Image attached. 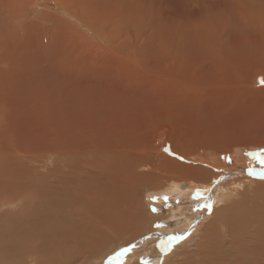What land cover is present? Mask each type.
<instances>
[{"label": "rangeland", "instance_id": "rangeland-1", "mask_svg": "<svg viewBox=\"0 0 264 264\" xmlns=\"http://www.w3.org/2000/svg\"><path fill=\"white\" fill-rule=\"evenodd\" d=\"M263 72L264 0H0V203L14 202L0 208V231L9 223L18 241L26 230L39 248L71 224L116 235L90 264H165L169 253L166 264H264V210L253 202L254 217L226 212L231 226L208 231L225 202L206 195L191 228L160 236L172 202L157 206L148 185L135 192L126 179L149 170L136 164L164 166L172 153L264 151ZM263 188L257 176L227 198L244 206ZM140 216L155 236L126 244L129 231H142ZM66 256L64 264L88 260Z\"/></svg>", "mask_w": 264, "mask_h": 264}, {"label": "bare ground", "instance_id": "bare-ground-1", "mask_svg": "<svg viewBox=\"0 0 264 264\" xmlns=\"http://www.w3.org/2000/svg\"><path fill=\"white\" fill-rule=\"evenodd\" d=\"M260 75L263 79L264 78V72H263V74H258L257 76H260ZM263 83H264V81H263ZM249 148H252V147H249ZM122 150H124V149H122ZM129 151H130L129 149L125 148V152L122 151L123 154L121 152L120 153L118 152V153L121 155L120 157H122L125 155L127 156ZM204 153H206V152H204ZM137 154H138V152H137ZM137 154H133L134 155L133 157H135V155H137ZM173 154L174 153H172L171 155H173ZM196 154L198 155V153H196ZM196 154H183V153L175 154V157H176V155H178V159H175L170 155L169 159H168V163L164 166H162L160 163H153V162L146 163V164H144L145 163L144 162L141 165L136 164L138 169L142 168V167L143 168L148 167L149 170L147 172H143V174L141 173V176L139 175V172H137L139 176L136 173L135 174L137 176H135L134 174H131L130 173L131 171L128 172V174H127L128 176L126 179H128V181L133 183V184L135 183V186H137V187L134 186L135 188H137L135 190V192H137L139 190V187L141 185H145V184H146V186L148 185L147 188L149 191H148L147 196L149 197L150 194L156 195L155 197H157V202H155V204L157 203L158 204V205L156 204L157 206L162 205V202H164L163 201L164 197H165L166 201L169 200L172 202V206H170V207H172L171 212L168 214L169 220L165 219V222L160 227L161 230L157 229L159 231V233H157V235H160V236L164 235L165 234L164 232H169V231H172L176 228L179 229L180 232H184L185 230H187L190 223L191 222L194 223V221H196L195 216H196L198 211H196L194 209L193 205L198 203V202H202V201L207 200L206 195L209 196V194H211V196L213 198H214V196H216L215 197V199L217 200L216 203H222V201H224L225 206L223 207V211H219L216 214L218 216L217 220L218 221L220 219L222 220L220 222V225H219V223L216 224V222H215V226L213 224L211 227L209 226L210 228L208 227V229H207L208 231H210L212 229L215 230V228L217 226L221 227V228H222V225H227V227L231 226L232 218L234 216L240 214V213L243 216L248 217V218L254 217L252 215L253 213H252V210L250 209L249 203L253 202L259 210H264V188L262 190H260L259 192L253 193L252 196L250 197L248 203L244 206L239 205V200L235 201V200H231V199L227 198L228 196L232 195L233 193H236V196H237L240 193V190L243 188L248 192V190L250 189L251 183L256 181L257 176L259 178L264 177V151L262 150V148L259 151H252V152L250 151L249 155H246L244 152H241L239 150V148L236 147V145L231 146L230 149H228V150L225 149V150L220 151V152H218L216 150H211L210 153H206V154H208L206 156H197ZM137 156H136V158H137ZM129 157L132 159L131 156H129ZM117 158H118V156H117ZM135 159L133 158L132 160H135ZM124 161H126V160L124 159ZM128 161H130V160L128 159ZM117 162H118V164H117ZM117 162H116V164L118 165L117 167H119V162H120V165L123 164L122 166L124 167L125 164L121 163L120 160ZM105 163L111 164V163H107V161ZM112 163H113V161H112ZM97 165H98V163H97ZM103 166L107 167V165H103ZM109 166L111 168V165H109ZM112 166H114V165H112ZM91 168H92V166H91ZM107 169H108V167H107ZM112 169H115L116 173L118 172L117 171L118 169L116 170V167L115 168L112 167ZM125 169H126V166H125ZM111 170H110V172H112ZM123 170L119 169V171H122V172H123ZM176 172H179L180 174H177ZM107 173H108V175H110L109 172H107ZM107 173H106V176H108ZM117 175H119V174H117ZM121 175H122V173H121ZM166 175H168V176H166ZM149 176H155L156 180H153V182L151 183L152 180L149 179ZM125 177H126V174H125ZM166 177H169V178H166ZM98 178H99V176H98ZM107 178H109V177H107ZM93 180H95V179H93ZM123 181H125V179ZM95 182H97V181H95ZM104 182H105V180H104ZM92 183H94V182H92ZM94 184H96V183H94ZM94 184L92 186H94ZM111 186H113V185H111ZM98 187H99V185H98ZM216 189H218L217 194L215 193ZM192 191L195 193V195H193L195 199L191 198V196H192L191 192ZM197 192H199L200 194L197 195ZM91 193H93V192H91ZM97 198H95V199H97ZM143 198H144V196H143ZM149 199H151V198H149ZM149 199H147V200H149ZM108 200H109V198H108ZM33 201H34V199H33ZM144 201H146V200H144ZM99 202H100V200L98 201V203ZM142 202L140 204H138V207L136 208V209H138L135 212V214H137V215H138V212L143 213V211L146 210L144 205H146L147 203L144 204L142 207L141 206ZM13 203L14 202H11L9 200H3V203H0V208H1V206H4V205H6V206H12L13 205L14 206ZM212 204L213 203L211 202V206H212ZM214 204H215V202H214ZM195 206H197V205H195ZM239 207H241V208L239 210H236ZM212 208H213V206H212ZM121 211H122L121 209H116V212H114V213L118 216V215H120ZM131 212L132 213H130V211H129V213L131 215H133V211H131ZM226 212L233 213L234 216H229L226 214ZM114 213L111 215H114ZM130 214H129V216H131ZM150 214H151V219L154 222L153 218L155 215H153V213H150ZM150 214H146V216L144 218L146 219V217H149ZM104 216H105V214H104ZM140 217H141L140 222H142L141 224L143 225V228H141L142 231H139L137 233H133V232L129 231V237L127 238L126 244L132 243V240L139 239L141 236H143L144 233H148L149 230L154 229L152 226L147 227V225H144L143 221H142V220H144L143 216H140ZM237 217L239 218V221H240V218H243L242 216L239 217V215L236 216L235 218L237 219ZM106 218H107V216H106ZM156 218H157V216H156ZM156 218H155V220H156ZM57 219H58V221H61L59 218H55V219L50 220V222L53 223L57 229L62 230V221L59 224H57V222H56ZM39 220H41V219H39ZM67 220H70V219H67ZM256 220L258 221L259 218H257V219L255 218L254 220H251V221H256ZM39 222H38V224L33 223L32 228L36 229L37 227H39L40 226ZM236 222H237V220H236ZM27 224H29V223H27ZM159 224H161V223H159ZM191 225L189 228L192 227ZM245 226H243V227H245ZM40 228H42V227H40ZM206 228H207V226H206ZM1 229L2 230L0 231V264H64L63 263L64 261L62 262V259L67 257L66 254L70 255V259H72L73 255L76 257H80V258H81V256H82V258H88V260L84 264H90V255L92 253L94 254L95 252L97 253L98 251L102 252L106 249L107 246L109 247L110 244L114 240H118V237L116 235H109L108 236V234L104 233V232H92L90 234V230H88L85 233L80 230V232L78 233L77 232L78 230H76L74 228V226L71 224V225H69V227H66L67 233L64 231L62 233H59L58 231H56L55 234L51 233V234L45 235L44 236L45 239L41 238V240H40L41 247L39 248L34 241L29 242V240H27V238H29V233L26 230H25L24 235L18 236V241H12V239L8 237V234L10 231V224L9 223L4 224L3 228H1ZM233 229L234 228H232V232H234ZM94 231H95V229H94ZM154 233H155V231L153 230V234L151 233L152 235L150 237H154L155 236ZM244 233H245V231H244ZM246 234H248V233H246ZM133 235H135V236L133 237ZM239 235H241V234H239ZM163 237L164 238L160 240L161 244L167 243L166 241L168 239V235L163 236ZM191 239H192V237H191ZM56 242L59 245V247L64 245L65 248H63L62 250H61V248H57L58 250H56L55 249L57 247V246H55ZM117 242H119V241H117ZM108 243H110V244H108ZM149 243L154 244L155 238L149 239ZM78 245L79 246L81 245V246L79 247ZM166 246L168 247L169 245H166ZM147 247H148V245H147ZM218 247H219V245H218ZM143 248L142 249L139 248V249L140 250L146 249V248H144V249ZM75 249H77V250H75ZM153 249L154 248H152V250ZM47 252L50 253L49 255H52V257H51L52 259L47 258L48 260L45 262L44 259L46 257ZM69 252H72V253L68 254ZM165 253H167V252L165 251ZM63 254H65V255H63ZM142 254H143V252H142ZM60 255L62 256V259L60 258ZM102 256H104V255H102ZM170 256H171L170 253H169V255L166 256L165 264L167 263V260L169 259ZM65 261H69V260L66 259ZM72 264H75V262Z\"/></svg>", "mask_w": 264, "mask_h": 264}, {"label": "snow or ice", "instance_id": "snow-or-ice-1", "mask_svg": "<svg viewBox=\"0 0 264 264\" xmlns=\"http://www.w3.org/2000/svg\"><path fill=\"white\" fill-rule=\"evenodd\" d=\"M200 193L199 192H197V195H199ZM206 207H210V205H205ZM155 210V209H154ZM183 237H174V239H176V240H180V239H182ZM127 250V249H126Z\"/></svg>", "mask_w": 264, "mask_h": 264}, {"label": "water", "instance_id": "water-1", "mask_svg": "<svg viewBox=\"0 0 264 264\" xmlns=\"http://www.w3.org/2000/svg\"><path fill=\"white\" fill-rule=\"evenodd\" d=\"M195 195V194H194Z\"/></svg>", "mask_w": 264, "mask_h": 264}]
</instances>
